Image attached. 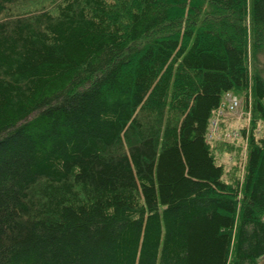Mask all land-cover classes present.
Returning <instances> with one entry per match:
<instances>
[{"label":"trees","instance_id":"16d2710c","mask_svg":"<svg viewBox=\"0 0 264 264\" xmlns=\"http://www.w3.org/2000/svg\"><path fill=\"white\" fill-rule=\"evenodd\" d=\"M259 54L264 0H0V264H259L264 136L207 139Z\"/></svg>","mask_w":264,"mask_h":264},{"label":"rangeland","instance_id":"374dc122","mask_svg":"<svg viewBox=\"0 0 264 264\" xmlns=\"http://www.w3.org/2000/svg\"><path fill=\"white\" fill-rule=\"evenodd\" d=\"M259 73L264 79V54L258 55ZM236 102L223 106L214 112L209 126L208 141L217 143L215 152L218 162L224 165L227 178L242 179L245 173V160L248 138L251 130L255 137L264 136V122L258 121L253 128L251 87L247 92L234 94ZM264 264V256L259 259Z\"/></svg>","mask_w":264,"mask_h":264},{"label":"built area","instance_id":"2783aa9c","mask_svg":"<svg viewBox=\"0 0 264 264\" xmlns=\"http://www.w3.org/2000/svg\"><path fill=\"white\" fill-rule=\"evenodd\" d=\"M236 102V99L230 95V94H226L224 101L221 103V106L219 107V109H221L223 106H228V105H232ZM218 109V110H219Z\"/></svg>","mask_w":264,"mask_h":264},{"label":"bare ground","instance_id":"6f19581e","mask_svg":"<svg viewBox=\"0 0 264 264\" xmlns=\"http://www.w3.org/2000/svg\"><path fill=\"white\" fill-rule=\"evenodd\" d=\"M211 120H212V118H211ZM211 120H210V123H211Z\"/></svg>","mask_w":264,"mask_h":264}]
</instances>
